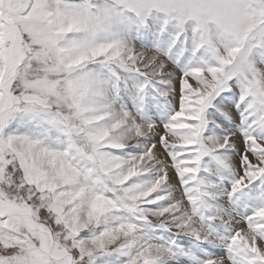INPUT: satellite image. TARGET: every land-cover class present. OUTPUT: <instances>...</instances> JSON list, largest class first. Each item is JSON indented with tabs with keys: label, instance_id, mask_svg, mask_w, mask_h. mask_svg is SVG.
<instances>
[{
	"label": "snow or ice",
	"instance_id": "1",
	"mask_svg": "<svg viewBox=\"0 0 264 264\" xmlns=\"http://www.w3.org/2000/svg\"><path fill=\"white\" fill-rule=\"evenodd\" d=\"M0 264H264V0H0Z\"/></svg>",
	"mask_w": 264,
	"mask_h": 264
}]
</instances>
